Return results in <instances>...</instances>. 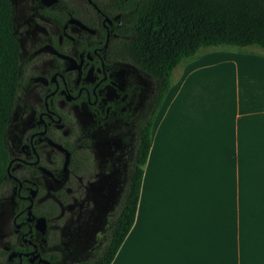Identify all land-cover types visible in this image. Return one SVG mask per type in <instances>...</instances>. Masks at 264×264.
Here are the masks:
<instances>
[{
  "label": "flooded vegetation",
  "instance_id": "obj_1",
  "mask_svg": "<svg viewBox=\"0 0 264 264\" xmlns=\"http://www.w3.org/2000/svg\"><path fill=\"white\" fill-rule=\"evenodd\" d=\"M16 86L0 264H95L111 247L160 92L129 49L127 0H7Z\"/></svg>",
  "mask_w": 264,
  "mask_h": 264
},
{
  "label": "crops",
  "instance_id": "obj_2",
  "mask_svg": "<svg viewBox=\"0 0 264 264\" xmlns=\"http://www.w3.org/2000/svg\"><path fill=\"white\" fill-rule=\"evenodd\" d=\"M217 48L166 90L109 264H264V54Z\"/></svg>",
  "mask_w": 264,
  "mask_h": 264
},
{
  "label": "trees",
  "instance_id": "obj_3",
  "mask_svg": "<svg viewBox=\"0 0 264 264\" xmlns=\"http://www.w3.org/2000/svg\"><path fill=\"white\" fill-rule=\"evenodd\" d=\"M129 49L160 80V92L138 151L135 177L118 219L111 247L95 264H109L132 224L150 127L170 85L172 69L201 48L255 47L264 54V0H127ZM17 46L10 7L0 0V182L7 161L5 128L16 86Z\"/></svg>",
  "mask_w": 264,
  "mask_h": 264
},
{
  "label": "rangeland",
  "instance_id": "obj_4",
  "mask_svg": "<svg viewBox=\"0 0 264 264\" xmlns=\"http://www.w3.org/2000/svg\"><path fill=\"white\" fill-rule=\"evenodd\" d=\"M219 47H221V46H219ZM232 48V47H231ZM216 49H220V48H217V47H215V48H213V47H208V48H201V49H199L196 53H195V55L196 54H198L199 52L201 53L202 51H212V50H216ZM233 49H234V47H233ZM194 55V56H195ZM189 59H191V58H188V60ZM185 61H187L186 59H182L173 69H172V71H171V73H170V76H169V81H170V85L173 83V80L175 79V77H176V74H177V69L179 68V66L180 65H182V64H184L185 63ZM177 67V68H176Z\"/></svg>",
  "mask_w": 264,
  "mask_h": 264
}]
</instances>
